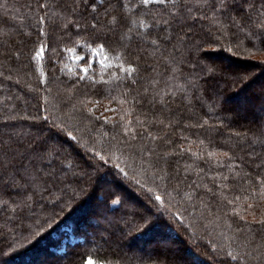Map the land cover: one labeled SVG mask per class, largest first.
I'll return each mask as SVG.
<instances>
[{
    "label": "trees",
    "instance_id": "1",
    "mask_svg": "<svg viewBox=\"0 0 264 264\" xmlns=\"http://www.w3.org/2000/svg\"><path fill=\"white\" fill-rule=\"evenodd\" d=\"M89 260L264 264V0H0V264Z\"/></svg>",
    "mask_w": 264,
    "mask_h": 264
},
{
    "label": "rangeland",
    "instance_id": "2",
    "mask_svg": "<svg viewBox=\"0 0 264 264\" xmlns=\"http://www.w3.org/2000/svg\"><path fill=\"white\" fill-rule=\"evenodd\" d=\"M71 59L74 63H77L78 61L81 60V57L80 56H77L75 55L73 52L71 54ZM98 63L100 65H106L107 64V58H106V55L104 54L103 50L101 48H94V49H90L89 51V61H88V65H82L80 66V68L82 69V71L84 73H86L89 68H90V65L93 64V63ZM221 63H225V61H221ZM105 110H109V108H103ZM104 111V110H103ZM88 264V262L86 263ZM92 264H97V263H93Z\"/></svg>",
    "mask_w": 264,
    "mask_h": 264
},
{
    "label": "snow or ice",
    "instance_id": "3",
    "mask_svg": "<svg viewBox=\"0 0 264 264\" xmlns=\"http://www.w3.org/2000/svg\"><path fill=\"white\" fill-rule=\"evenodd\" d=\"M145 3H148V0H145ZM46 151H47V149H46L45 146H42V147L40 148V152H41V153L46 152ZM157 199H159V197H157ZM88 264H92V261L89 260V261H88Z\"/></svg>",
    "mask_w": 264,
    "mask_h": 264
}]
</instances>
